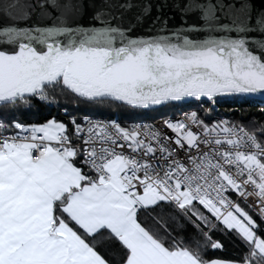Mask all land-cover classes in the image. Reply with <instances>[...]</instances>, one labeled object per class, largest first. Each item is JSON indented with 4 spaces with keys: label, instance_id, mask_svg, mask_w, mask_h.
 Segmentation results:
<instances>
[{
    "label": "snow or ice",
    "instance_id": "1",
    "mask_svg": "<svg viewBox=\"0 0 264 264\" xmlns=\"http://www.w3.org/2000/svg\"><path fill=\"white\" fill-rule=\"evenodd\" d=\"M19 7L0 10V105L44 102L54 88L159 113L264 93V10L252 0L176 2L180 26L157 15V34L137 36L151 4L103 0L95 23L74 26L13 22ZM47 7L54 15V0ZM188 225L204 250L222 249L209 235L221 226L235 258L184 246L173 232ZM0 264H264V126L209 123L195 110L158 123L0 118Z\"/></svg>",
    "mask_w": 264,
    "mask_h": 264
},
{
    "label": "trees",
    "instance_id": "2",
    "mask_svg": "<svg viewBox=\"0 0 264 264\" xmlns=\"http://www.w3.org/2000/svg\"><path fill=\"white\" fill-rule=\"evenodd\" d=\"M48 100L41 102L38 99L30 101V105L21 106L16 109L14 106H0V118L19 120L24 124H41L49 118H55L57 121L67 123L72 117L89 116L102 118L106 120H120L121 123L130 124L132 122H141L154 120L169 114L178 115L181 112L198 111L201 119L209 122L208 118H204V112L198 110L195 103H176L173 106L161 109L159 113L146 111L143 113H132L126 110L118 102L104 100L96 105H85L74 97L73 94L59 89L48 88ZM67 112L68 115L64 113ZM212 112V110H211ZM225 117L229 123L238 127H245L247 131H258L264 126V101H246L226 102L221 105L220 113L216 116ZM205 214H207L205 212ZM171 223V222H170ZM174 227V225H172ZM221 226L217 225L216 229L209 232L214 241L222 243V249L211 250L210 247L204 250L205 243L203 236L191 225L185 230L173 232L178 241H182L184 246L190 247L191 250H200L208 258L233 259L238 249L234 241L220 230ZM207 231V229H205ZM101 242L102 250L112 254L118 259L119 247L113 241H109L104 237H98ZM198 245L200 248L198 249Z\"/></svg>",
    "mask_w": 264,
    "mask_h": 264
},
{
    "label": "water",
    "instance_id": "3",
    "mask_svg": "<svg viewBox=\"0 0 264 264\" xmlns=\"http://www.w3.org/2000/svg\"><path fill=\"white\" fill-rule=\"evenodd\" d=\"M13 3L18 4L20 15L12 18L13 22L26 23L28 25L44 26L53 22L57 17H63L68 25L74 26L75 23H82L89 25L95 23L92 19L94 13L100 9L103 5V0H54L56 11L54 15H49L50 9L47 7L52 0H12ZM117 3H132L135 5L151 4V13L146 17L142 24L138 25L132 32L133 36L137 35H154L157 34V28L159 24H153V19L160 15L163 17H172L168 20V27L174 28L180 26L184 20L178 10L173 8V4L179 2L183 4V0H114ZM9 3V0H0V10L4 5ZM252 3L256 9L264 10V0H252ZM89 5H94L89 7ZM160 6L162 11L157 13L156 8ZM166 5V6H165ZM74 8H79L80 11L74 12ZM137 11L134 7L132 12L127 13V16L131 18ZM188 23L197 22L196 17L189 16L187 18ZM222 22H227L222 20ZM151 27L152 31H148ZM255 100L264 101V93H257L247 95ZM184 103V102H179ZM1 106V105H0Z\"/></svg>",
    "mask_w": 264,
    "mask_h": 264
},
{
    "label": "built area",
    "instance_id": "4",
    "mask_svg": "<svg viewBox=\"0 0 264 264\" xmlns=\"http://www.w3.org/2000/svg\"><path fill=\"white\" fill-rule=\"evenodd\" d=\"M235 101L243 103V102H246V101H260V100H255V99H253V98H251V97H249L247 95H237V96H234V97L226 98L223 102L217 103L215 105V108H212L209 104H203V105H200V104H197V103H195V104H196V107H197L198 110H200V111L202 110L204 112V118L205 117L208 118L209 123H213V122H216V121H218L220 119H226L225 117H221L220 115L218 117L216 116L217 113H220L221 105L223 103H226V102H231L232 103V102H235ZM211 110H212V112H211ZM184 113L185 112H181L178 115L169 114V115H166V116L154 119V120L141 121V122H137V123H151L153 121L158 123L161 118H172L173 120H175V119L180 118ZM198 115H199V113H198ZM91 118H93V117H91ZM95 119L106 120V119H102V118H95ZM118 121L120 122V120H118ZM229 124L232 125L231 123H229ZM233 198L235 199V197H233ZM205 212H206V210H205Z\"/></svg>",
    "mask_w": 264,
    "mask_h": 264
}]
</instances>
